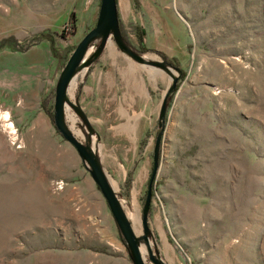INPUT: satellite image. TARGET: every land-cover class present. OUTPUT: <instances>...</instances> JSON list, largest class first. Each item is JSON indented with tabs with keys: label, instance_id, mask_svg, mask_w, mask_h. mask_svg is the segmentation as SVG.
Instances as JSON below:
<instances>
[{
	"label": "rangeland",
	"instance_id": "1",
	"mask_svg": "<svg viewBox=\"0 0 264 264\" xmlns=\"http://www.w3.org/2000/svg\"><path fill=\"white\" fill-rule=\"evenodd\" d=\"M115 2L126 47L141 60L112 40L91 59L95 38L67 98L77 99L91 70L140 86L127 116L111 111L110 92L88 108L87 122L123 212L134 198L143 264H153L149 254L163 264H264V0ZM98 5L0 0V264H132L104 199L52 123L57 79ZM65 126L87 142L70 109ZM159 131L145 242L140 218Z\"/></svg>",
	"mask_w": 264,
	"mask_h": 264
},
{
	"label": "water",
	"instance_id": "2",
	"mask_svg": "<svg viewBox=\"0 0 264 264\" xmlns=\"http://www.w3.org/2000/svg\"><path fill=\"white\" fill-rule=\"evenodd\" d=\"M99 39L98 45L96 47L95 53L91 59L98 57V55L105 48L109 40H112L116 48L124 53L126 56L130 57L136 62H140V57L138 54L129 51L126 47V41L121 37L119 27H118V17L115 0H99L98 11L95 23L91 29L82 37L79 43L72 50L69 55L63 70L61 71L55 88H54V97H53V113H52V123L56 131L61 135V137L69 143L75 150L76 154L80 158L81 162L84 164L85 169L87 170L91 180L97 187L99 193L104 199L106 206L109 210V213L118 229V232L129 251V255L132 261V264H143L141 254L138 248V239L133 234V231L130 227L128 220L126 219L123 211L121 210L113 191L109 185L107 177L100 165V162L91 149L89 143H91L90 135L94 134L92 128L89 126L86 117L80 110L77 99H73L71 102L67 98V91L70 82L75 81L76 76L80 70L82 74L84 70L86 71V66H89L91 59L86 57L89 52L91 44L94 42V39ZM163 64V63H162ZM164 65V64H163ZM85 73V72H84ZM175 83V79L172 80V86ZM67 109H70L74 115L78 117L81 121V124L86 127V137L87 142H79L71 130L65 126V112ZM165 110V100L161 103L160 108V119L163 121V115ZM160 131L155 138L154 149H153V160H152V169L149 176L148 186L145 193V199L143 203V208L141 211L140 223L142 227L141 239L146 242V235L148 234V228L146 223V213L150 201V184L154 178L155 171L157 168V148L159 144V135ZM83 135V133H82ZM90 141V142H89ZM149 259L153 264H163L158 262L149 254Z\"/></svg>",
	"mask_w": 264,
	"mask_h": 264
},
{
	"label": "crops",
	"instance_id": "3",
	"mask_svg": "<svg viewBox=\"0 0 264 264\" xmlns=\"http://www.w3.org/2000/svg\"><path fill=\"white\" fill-rule=\"evenodd\" d=\"M101 74L102 73L99 71L92 72L91 70L86 75L85 80L81 81L83 83L78 91L77 104L89 122L91 121L88 108H93V106H95L93 102L99 100L101 97L107 98L105 97L107 93L111 92L108 100H112L111 104L113 105H111V111H113L117 117L127 116L128 110L136 107L134 98L143 96L141 95L139 84L130 85L129 88L128 83L123 79L124 83L120 86L115 84V81V83L109 82V79H112L110 75L103 76ZM71 92H73V90H71ZM91 110L93 113L95 112L94 109Z\"/></svg>",
	"mask_w": 264,
	"mask_h": 264
},
{
	"label": "trees",
	"instance_id": "4",
	"mask_svg": "<svg viewBox=\"0 0 264 264\" xmlns=\"http://www.w3.org/2000/svg\"><path fill=\"white\" fill-rule=\"evenodd\" d=\"M119 27V25H118ZM119 31H120V28H119ZM120 35L121 37L124 39L123 35H122V32L120 31ZM136 42H137V50L139 53H144L145 52V47L143 45V42H142V39L140 38V32L136 33ZM125 40V39H124ZM162 58V61H163V64L166 65V66H169L171 67L172 69H174L175 71L178 72V75L182 76L183 73L180 71V69L178 68L177 66V63L174 59H167L165 58L164 56L161 57ZM174 89H171V91L169 93L166 94V99H169V96L171 95V92L173 91ZM42 105V104H41ZM49 114V112L47 113V115ZM50 117H51V114H50ZM164 122V120H163ZM153 182V181H152Z\"/></svg>",
	"mask_w": 264,
	"mask_h": 264
},
{
	"label": "bare ground",
	"instance_id": "5",
	"mask_svg": "<svg viewBox=\"0 0 264 264\" xmlns=\"http://www.w3.org/2000/svg\"><path fill=\"white\" fill-rule=\"evenodd\" d=\"M89 56V54H87L86 55V57H88ZM86 69V68H85ZM75 84H74V81L72 80L71 82H70V84H69V88L71 89V90H74V88L73 87H75L74 86ZM6 115L7 114H4L3 115V118H5L6 117ZM11 126V125H10ZM134 194H135V192L133 193V196H134ZM134 198H132V204L131 205H126V210L123 212L124 213V215H125V217H126V219L128 220V222H129V224H130V227L133 229L134 228V230L137 232V226L139 225V220H138V215H137V209H136V207L134 206ZM132 223V226H131V223ZM157 223V222H156ZM158 224V223H157ZM135 233V232H134Z\"/></svg>",
	"mask_w": 264,
	"mask_h": 264
}]
</instances>
